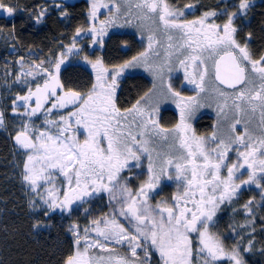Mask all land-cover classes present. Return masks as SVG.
Wrapping results in <instances>:
<instances>
[{
    "label": "snow or ice",
    "instance_id": "6c2138e0",
    "mask_svg": "<svg viewBox=\"0 0 264 264\" xmlns=\"http://www.w3.org/2000/svg\"><path fill=\"white\" fill-rule=\"evenodd\" d=\"M124 2L128 5L126 14L131 15L135 8L139 10V19H152L165 36L166 44L155 33L149 34L146 50L121 69L114 70V74L104 67L101 60L88 61L96 79L87 95L64 91L59 79L63 53L59 60L50 61L54 65L51 70L44 67L43 62L35 65L34 71L27 75L34 79L36 76L46 78L35 91L29 89L27 95L16 97V100L24 102L25 115H36L49 102V113L70 104L75 106V110L66 116L61 115L58 121H46L56 129L55 132L41 131L33 139L28 125H25L17 134L16 141L25 149L32 150L23 178L35 191L41 180L52 183L51 170L59 171L66 180V190L61 193L53 187L47 190L46 198L41 197L51 209L71 211L74 202L101 190L109 193L111 200L119 199L118 212L114 210L111 218L94 220L91 229L85 228L83 237L75 228L72 229L76 248L65 264H150V249L159 254L160 264H220L224 260L230 264H244L238 246L227 252L221 238L211 229L215 227L214 218L219 206L231 201L243 185L254 184L264 196V56L253 60L247 45L241 46L237 42V29L233 27L237 13L229 15L221 26L208 22L216 12H205L192 21L182 20L185 12L170 6L168 0ZM249 6V0H240L241 11ZM112 7L115 13L121 11L118 0H112ZM186 7L190 13L193 6ZM101 8H109V4L103 0H92L91 19L97 18ZM0 9L8 14L14 11L13 7L5 8L2 0ZM109 11L112 12V8ZM108 23H114V20L102 21L99 32L95 26L90 31L94 35H103ZM76 35H80L79 29ZM157 45L164 49L165 57L164 63L153 69L149 57H159ZM73 51L79 52L75 43L68 48L69 53ZM173 56L184 69L185 80L194 85L198 93L211 90L220 98V113H225L229 107L235 110L234 122L230 125L232 135L227 139L218 137L215 132L209 138L196 136L185 118L186 113L191 112V106L198 103L197 98L185 100L178 92H173L170 83L166 85L167 90L179 98L177 106L181 109L180 122L171 130L162 128L153 116L155 109L150 110L147 103L141 104V100L124 112L116 106V80L123 68L143 64L162 79L165 68L172 71ZM225 88L232 92L225 91ZM58 89L62 94H58ZM33 98L35 107L28 111L27 106ZM257 111L260 114V135H253L247 127L243 135L235 134L236 126L241 123L240 117L246 114L254 116ZM73 124L87 133L83 142L74 134ZM2 125L3 113H0ZM154 136L164 141L172 136L174 142L171 146L177 148L175 155L163 154L161 157V153H157V157H161L158 170L153 150L148 147ZM232 151L236 153L234 162H230L229 157ZM141 154H147L148 178L133 191L126 183H119L120 173L129 166L130 160L137 162L133 167H140ZM245 175L247 179L242 178ZM162 177L179 182L183 191L173 196L171 204L161 201L152 205L149 193L159 187ZM117 215L130 223L135 222L134 234L116 219ZM89 230L102 237L103 241L127 243L130 256H119L100 239L89 240ZM193 234L197 242L195 246ZM93 249L99 251L93 255ZM138 249L143 251V258L138 255Z\"/></svg>",
    "mask_w": 264,
    "mask_h": 264
},
{
    "label": "flooded vegetation",
    "instance_id": "af4514ba",
    "mask_svg": "<svg viewBox=\"0 0 264 264\" xmlns=\"http://www.w3.org/2000/svg\"><path fill=\"white\" fill-rule=\"evenodd\" d=\"M2 2L5 8L14 9L12 14L0 9V113H3L4 127L0 135L5 136L12 155L32 154L31 149H25L16 141L17 134L25 125H28L29 135L34 139L38 132L56 131L46 124L47 120L58 121L61 115L66 116L69 111L75 110V106L70 104L66 108L53 109L49 113L47 111L51 107L49 102L36 115H25L26 106L23 101L16 100V97L27 95L29 89L35 91L36 86H42L46 78L36 76L34 79L33 76L27 75L28 72L34 71L35 65L43 62L44 67L51 70L54 65L50 64V61L59 60L63 53L64 63L61 64L59 79L64 91L87 95L96 79V73L88 61L94 63L96 60H101L104 67L114 74V70L121 69L133 57L139 56L146 50L149 34L155 33L158 39L166 44L165 36L152 19H139V10L135 8L131 15L126 14L128 5L124 0H118L121 4L119 13H115L112 0H103L104 3L109 4L112 12L109 8H101L95 20L90 17L92 0H37L32 6L27 7L21 3L22 0H2ZM168 3L175 9L185 12V16L181 18L185 21L199 19L205 12H216V16L208 18V22L223 26L229 15L237 13L233 19V27L237 29L235 33L237 42L241 46L247 45L253 60H259L264 56V0H249L250 6L244 11L239 9L240 0H168ZM188 5L193 6L190 13L186 7ZM109 20H114V23L106 24L105 34L94 35L90 31L95 26L99 32L101 22ZM129 20L131 23H126ZM48 28L55 30L50 35H46ZM78 29L79 36L76 35ZM93 40L97 42L93 43ZM73 43L79 50L78 54L76 51L68 52V48ZM156 50L160 53L159 57L155 55L149 57L153 69L163 64L165 57L162 47L157 45ZM110 52L114 55H110ZM170 66L172 71L169 72L165 68L162 79L143 64L123 68L116 80V106L124 112L141 100V104L147 103L150 110L155 109L153 116L158 120L159 125L171 130L180 122L181 109L177 106L179 98L167 90L166 85L170 83L173 92H178L185 100L190 97L197 98L198 103L191 106L192 110L186 113L185 118V122L194 130L196 136L209 138L215 132L218 137L227 139L232 135L230 125L234 122L235 110L231 107L225 109L227 114L225 117V113H220L218 107L222 101L215 93L211 90L198 93L195 86L185 80L184 69L180 67L176 56L171 58ZM129 82L143 83V90L137 92L132 99L126 100L125 88ZM57 91L58 94H62L59 89ZM225 91L232 92L227 88ZM142 97L145 99L142 100ZM231 103L229 100V106ZM32 107H35V98L27 106V110L30 111ZM240 119L241 123L236 126L235 134L243 135L244 128L247 127L253 135H260L259 111L254 116L246 114ZM73 132L81 142L86 138L87 133L82 127L73 124ZM173 142L172 136H169L167 141L161 137L151 138L148 147L153 150L152 155L157 170L163 154H176L177 148L171 146ZM157 153H161V157H157ZM229 157L230 162H234L235 151L229 152ZM136 163L130 160L129 166L120 173L119 180V183H126L133 191L148 178L147 154H141L140 167L132 166ZM172 174L174 175V172ZM242 178L247 179V176ZM182 191L183 185L179 182L162 177L159 187L149 193V202L152 205L161 201L171 204L173 196ZM249 201L252 203L249 204ZM73 204L70 215H65L60 208H57L56 213L47 219L53 220L59 216L57 219L72 220L76 211L82 210L87 212L86 223L88 229H91L94 220L111 218L114 210L118 212L120 208L119 199L111 200L109 193L102 190ZM245 205L248 207L246 208ZM116 217L127 227H133L135 223L134 221L130 223L128 219L119 215ZM47 219L45 217V220ZM214 221L215 227L211 231L221 238L227 252L238 246L244 264H264V196L261 195L260 188L254 184L243 185L231 201H225L219 206ZM193 238L195 246L197 243L195 234ZM249 240L252 241L251 246ZM98 251L93 249L92 254L95 255ZM114 253L128 256L125 251L115 250ZM103 255L107 256L108 253ZM156 262L159 263L158 260ZM220 264H230V262L224 260Z\"/></svg>",
    "mask_w": 264,
    "mask_h": 264
},
{
    "label": "trees",
    "instance_id": "16d2710c",
    "mask_svg": "<svg viewBox=\"0 0 264 264\" xmlns=\"http://www.w3.org/2000/svg\"><path fill=\"white\" fill-rule=\"evenodd\" d=\"M22 1L27 7L37 0ZM54 30L55 28H48L45 33L50 35ZM109 54L114 55L111 52ZM142 90L143 83L129 82L125 88L124 99H132ZM10 163L9 144L5 136L0 135V204L3 205V208H0V264H65L72 254L73 235L58 226H53L43 235L33 234L24 198L19 196L16 189L11 191L12 196L5 186V181L9 185L14 182L6 180Z\"/></svg>",
    "mask_w": 264,
    "mask_h": 264
},
{
    "label": "rangeland",
    "instance_id": "374dc122",
    "mask_svg": "<svg viewBox=\"0 0 264 264\" xmlns=\"http://www.w3.org/2000/svg\"><path fill=\"white\" fill-rule=\"evenodd\" d=\"M11 5V4H10ZM176 90V88H174ZM4 130L3 125L0 126V131ZM11 163L8 165L9 172L7 173L6 180L10 182L11 180H14L13 183L10 185L6 183L5 186L7 191L12 193L11 191H15V189L18 191L17 193L19 196H22L25 200V210L31 219V225H32V231L35 235H43L49 232L53 226H58L59 228L63 227L67 231H69L73 235V239L75 241L76 236L74 232L72 231L73 228H75L81 237L84 236V230L85 228H88V225L86 223L87 215L86 211H76V213L73 215L74 218L72 220H61V219H53V220H44V216L48 213V211H52L53 209L49 208L47 204H45L44 199L41 197L44 196L46 198V192L48 189L55 187L59 192H63L67 188V183L65 178L59 173L58 170H51V180L52 183H48L47 181H39L38 187L35 191H33L32 185L24 180V174H25V164L28 162V155H22V154H14L12 155L10 153ZM39 167V165H37ZM12 174V175H11ZM58 175V176H53ZM11 189V190H10ZM13 196V193H12ZM62 196V195H61ZM63 198V197H62ZM14 208L17 206L15 203H13ZM0 208H3V205L0 204ZM2 214V212L0 213ZM117 218V217H116ZM93 219V218H92ZM93 226V225H92ZM125 226V225H124ZM103 227V225H101ZM126 229L129 230L131 233H135L134 227H127ZM89 240H95L100 239L102 242L106 243L109 248L119 251H125L128 256H130V252L128 250L127 243L124 244H116L114 241H103L102 237H98L97 234L93 231H90L88 233ZM194 244V242H193ZM76 245L73 242V249L72 254L75 252ZM98 250V249H95ZM138 255L143 258L144 253L140 249L137 250ZM150 264H160V258L159 254L155 252L154 249H150ZM70 255V256H71Z\"/></svg>",
    "mask_w": 264,
    "mask_h": 264
},
{
    "label": "water",
    "instance_id": "95a60500",
    "mask_svg": "<svg viewBox=\"0 0 264 264\" xmlns=\"http://www.w3.org/2000/svg\"><path fill=\"white\" fill-rule=\"evenodd\" d=\"M223 87H224V86H223ZM73 207H74V204L71 205V209H73ZM56 209H57V208L53 209L52 211H49V213H47V215H46L45 217L48 218L49 216H51V215H53L54 213H56ZM71 212H72V210H71V211L63 210V213H64L65 215H67V216L70 215ZM58 215H61V214L58 213Z\"/></svg>",
    "mask_w": 264,
    "mask_h": 264
},
{
    "label": "bare ground",
    "instance_id": "6f19581e",
    "mask_svg": "<svg viewBox=\"0 0 264 264\" xmlns=\"http://www.w3.org/2000/svg\"><path fill=\"white\" fill-rule=\"evenodd\" d=\"M63 38V37H62ZM54 45V44H53ZM137 92V91H136ZM136 98V97H135ZM14 130V129H13ZM8 169V168H7ZM12 175V174H11Z\"/></svg>",
    "mask_w": 264,
    "mask_h": 264
}]
</instances>
